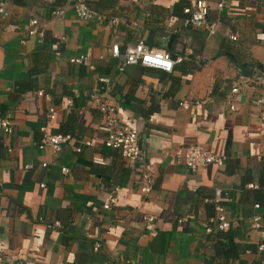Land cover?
Instances as JSON below:
<instances>
[{
    "label": "crops",
    "instance_id": "crops-1",
    "mask_svg": "<svg viewBox=\"0 0 264 264\" xmlns=\"http://www.w3.org/2000/svg\"><path fill=\"white\" fill-rule=\"evenodd\" d=\"M190 1L87 0L117 19L107 25L77 19L69 0H2L0 118L10 132L0 129V264H264V0H204L213 34L184 26ZM59 6L65 11L53 18ZM29 18L43 29L40 41L26 34ZM59 35L66 43L54 54ZM139 40L179 61L169 72L134 64L117 71L110 46L122 52ZM85 52L92 68L67 61ZM232 86L234 110L225 103ZM96 93L136 129L140 158L155 161L146 197L137 188L140 163L102 142ZM67 97L72 107L49 120L46 109ZM182 100L201 102L184 109ZM40 127L72 139L53 154L39 146ZM87 139L94 144L74 151ZM193 144L222 164L187 170L174 153ZM215 190L231 221L225 231L205 230Z\"/></svg>",
    "mask_w": 264,
    "mask_h": 264
},
{
    "label": "built area",
    "instance_id": "built-area-1",
    "mask_svg": "<svg viewBox=\"0 0 264 264\" xmlns=\"http://www.w3.org/2000/svg\"><path fill=\"white\" fill-rule=\"evenodd\" d=\"M68 7L71 9L73 15L80 20L84 21H96L98 23H104L107 25H115L117 23L116 18H105L101 14L95 12L87 6V0H69ZM218 7L221 3H218ZM64 7H55L50 11L53 18H60L64 13ZM208 5L204 0H191L190 3L183 7L181 12L183 14L184 26H189L192 28L200 29L205 31L207 34H213L215 31V23L207 19ZM0 17L7 18L8 12L4 9V4L0 0ZM11 24H7V28H12ZM27 36H32L39 41L43 38V29L40 23L35 18H29L27 21V27L25 29ZM229 38L234 40L233 35H229ZM66 43V37L64 35H59L50 44V50L54 54L60 53L61 46ZM110 56L117 58L118 63L116 66L117 71H121L124 65H140L142 67H149L154 69H159L164 72H169L172 69L174 62L179 61V58L171 59V54L164 49L156 48L147 45L144 41L139 40L132 45H127L124 47L123 51L120 52L118 46L113 44L110 46ZM67 61L71 64H84L88 68H92V64L89 63V54L79 53L77 55L67 58ZM99 82L106 84L108 78L100 77ZM237 87L232 86L229 93L226 95L225 103L230 110H234L237 101ZM38 94H41L38 92ZM91 102L97 111L101 115V123L97 126V129L103 133L102 142L105 147L118 150L121 155L129 163H140V172L138 176L137 188L138 191L144 196H148L152 191V184L154 181V167L155 161L151 158L141 159L140 150L138 145L137 131L134 127L126 124L119 123L115 104L112 103L109 98L102 93H96L91 96ZM201 101L195 100L192 103L188 100H182L179 102L181 108L187 109L190 105H197ZM73 100L71 97L65 98L61 101L57 107L49 106L46 109V116L49 120L54 119L56 111L68 110L72 107ZM0 129L4 133L10 132V121L8 117L0 118ZM41 137L39 139V146H47L50 148L53 154L57 153L61 147L70 142L72 137L69 134L63 133H48L45 127H40ZM94 144V139H87L81 142V145L74 147V151L78 152L81 150L82 146H91ZM174 159L177 162L182 163L187 170L195 171L198 168L205 167L209 164L220 165L223 162L221 155L214 151L207 150L199 144H193L184 147L181 151L174 153ZM91 161L96 164H105L106 159L94 155ZM42 163L41 166H44ZM61 172L66 173L67 168L61 167ZM40 184L39 186H42ZM247 187L252 188L255 185L253 183H247ZM221 195L219 190H215L213 196V208L214 214L210 216L207 220L208 224H205V230L210 231L211 228L217 230L225 231L229 228L231 221L227 220L222 214V206L219 204ZM208 199H203L206 202ZM115 201L114 197H109L102 205L103 208L109 207ZM255 207L258 205L255 204ZM188 218H192L193 215H188ZM254 221H257V217H254ZM56 222L53 226H58ZM261 248L262 245H259ZM99 248V243L95 242L93 244V249L97 250ZM103 264H113L111 262H105Z\"/></svg>",
    "mask_w": 264,
    "mask_h": 264
},
{
    "label": "water",
    "instance_id": "water-1",
    "mask_svg": "<svg viewBox=\"0 0 264 264\" xmlns=\"http://www.w3.org/2000/svg\"><path fill=\"white\" fill-rule=\"evenodd\" d=\"M171 38H172V33L169 35V37L167 38V41L165 43V48H168L169 44H170V41H171ZM171 59H175V55H171Z\"/></svg>",
    "mask_w": 264,
    "mask_h": 264
},
{
    "label": "trees",
    "instance_id": "trees-1",
    "mask_svg": "<svg viewBox=\"0 0 264 264\" xmlns=\"http://www.w3.org/2000/svg\"><path fill=\"white\" fill-rule=\"evenodd\" d=\"M182 10V9H181ZM182 13V12H181ZM183 15V14H182ZM64 134H68V133H64ZM70 135V134H69Z\"/></svg>",
    "mask_w": 264,
    "mask_h": 264
}]
</instances>
